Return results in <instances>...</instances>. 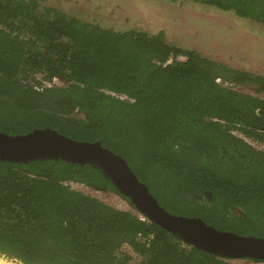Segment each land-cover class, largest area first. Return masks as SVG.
I'll list each match as a JSON object with an SVG mask.
<instances>
[{"label":"trees","instance_id":"obj_1","mask_svg":"<svg viewBox=\"0 0 264 264\" xmlns=\"http://www.w3.org/2000/svg\"><path fill=\"white\" fill-rule=\"evenodd\" d=\"M194 1L264 21V0ZM54 77L63 83L47 85ZM246 85L255 94L238 89ZM260 92L264 76L163 32H113L38 0H0V131L50 127L98 140L166 210L264 237V149L244 138L264 143ZM70 181L115 191L89 164L0 160L1 256L20 264H234Z\"/></svg>","mask_w":264,"mask_h":264},{"label":"rangeland","instance_id":"obj_2","mask_svg":"<svg viewBox=\"0 0 264 264\" xmlns=\"http://www.w3.org/2000/svg\"><path fill=\"white\" fill-rule=\"evenodd\" d=\"M38 1L41 6L55 8L113 32L128 29L143 30L150 34L163 32L168 42L193 49L199 55L224 63L228 67L264 76L263 20L242 17L232 10H223L194 0ZM37 76L39 79L40 76ZM51 83L60 85L63 82L54 78ZM238 89L255 94L251 85ZM257 95L264 97V92ZM234 133L244 137L237 130ZM244 138L255 147L264 149V143L250 137ZM68 183L72 188L93 195L114 207L136 212L129 202L115 191L96 190L72 181ZM0 262L20 264L1 255ZM232 262L264 264V261L251 259H236Z\"/></svg>","mask_w":264,"mask_h":264},{"label":"water","instance_id":"obj_3","mask_svg":"<svg viewBox=\"0 0 264 264\" xmlns=\"http://www.w3.org/2000/svg\"><path fill=\"white\" fill-rule=\"evenodd\" d=\"M63 160L99 169L115 191L126 198L138 215L202 251L229 260L264 261V237L218 229L201 217L166 210L140 181L126 159L100 141L69 137L50 127H35L25 133L0 131V160L29 162Z\"/></svg>","mask_w":264,"mask_h":264},{"label":"built area","instance_id":"obj_4","mask_svg":"<svg viewBox=\"0 0 264 264\" xmlns=\"http://www.w3.org/2000/svg\"><path fill=\"white\" fill-rule=\"evenodd\" d=\"M177 59H179V60H184L185 57H183V56L180 55V56L177 57ZM168 61H171V58H170ZM216 81H219V78H217ZM139 217H140L141 219H145L144 217H142V216H140V215H139ZM150 237H151V236H150Z\"/></svg>","mask_w":264,"mask_h":264},{"label":"clouds","instance_id":"obj_5","mask_svg":"<svg viewBox=\"0 0 264 264\" xmlns=\"http://www.w3.org/2000/svg\"><path fill=\"white\" fill-rule=\"evenodd\" d=\"M54 78L60 79L59 77H54ZM54 78H52V80H53ZM52 80H51V81H52ZM47 83H48V85L51 84V82H47Z\"/></svg>","mask_w":264,"mask_h":264},{"label":"bare ground","instance_id":"obj_6","mask_svg":"<svg viewBox=\"0 0 264 264\" xmlns=\"http://www.w3.org/2000/svg\"><path fill=\"white\" fill-rule=\"evenodd\" d=\"M1 261H2V260H1ZM0 264H4V263L0 262ZM8 264H10V263H8Z\"/></svg>","mask_w":264,"mask_h":264}]
</instances>
